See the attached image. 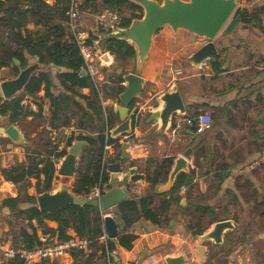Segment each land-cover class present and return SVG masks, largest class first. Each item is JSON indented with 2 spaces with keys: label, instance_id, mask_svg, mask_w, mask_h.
I'll return each mask as SVG.
<instances>
[{
  "label": "crops",
  "instance_id": "1",
  "mask_svg": "<svg viewBox=\"0 0 264 264\" xmlns=\"http://www.w3.org/2000/svg\"><path fill=\"white\" fill-rule=\"evenodd\" d=\"M45 1L51 6L56 4V0ZM98 3V11L93 10L91 6L89 8L83 6V22L80 28L93 36L101 34L96 26V15L109 8L102 4L101 0ZM238 6V9L247 15L246 19L241 17L240 23L232 33L220 32L214 40L218 54L200 65L191 62L190 57L208 42L205 38L184 29L175 32L168 25L162 27L154 36L148 59L141 73L144 79L142 94L135 99L129 109V114L133 118V128L126 136L121 135L120 140L122 144L125 141L130 143L127 151L131 153V163L136 165L137 173L145 175V179L127 185L121 183V186H126L128 198L146 195L150 187L146 168L151 166L150 162L183 155L191 149L188 160L195 181H199L201 193L196 199H192L188 196L191 193L185 192L181 184V203L173 202L170 209L163 214L170 220L168 225L160 226L146 218H140L129 229V233L137 236L131 249L121 246L115 238L114 249L117 251L118 264H138L140 258H143L141 264H168L169 258L177 257L184 258V262L180 264L256 263L242 260L244 255L237 250L234 239L243 230L240 245L246 248L254 240V236L257 238L264 236L262 231L245 229L247 222L253 223L260 219L259 213H252L249 208L257 205L261 208L264 205V0H238ZM113 9L123 19L139 13L137 8L127 5L122 6L120 11ZM65 20L66 16L62 20L63 25ZM39 28L41 26L37 27ZM101 35L104 39L105 35ZM110 55L112 63L104 64L107 80L100 87V98L103 97L107 105L102 104L103 114L100 117L94 114L93 120L87 119L84 122V127L81 126L83 112L74 107L67 113L70 118L69 125L63 126L61 118L57 122L58 128L52 126L50 102L44 97V89L38 93L42 99L40 116L35 118L29 116L18 123H9L7 117L0 116V205L4 198L15 197L19 191L16 184L5 179L2 169L25 163L28 153L26 145H30L33 139L49 140L51 144L58 146L57 151H61L66 148L69 139L74 135L96 137L100 129L107 130L110 124L116 127L121 122L120 115L116 111L120 95L117 96L111 90L117 85L111 80V75L123 74L125 77L128 73H136L138 64L135 56L122 61L117 59L115 54L110 53ZM36 62H39L37 57H30L28 64ZM44 69L51 71L53 76L67 70L55 64H46ZM20 70L21 68L19 72ZM83 71L82 69L80 75H87ZM17 75L13 65L1 67L0 84L3 80ZM121 84L126 87L125 79ZM174 87H177L182 95L187 115L204 111L211 113L212 124L203 133L196 134L192 128H186L175 141H172L169 129L162 135L158 133L161 122L153 116L162 107L160 101L162 95L167 91H173ZM54 91L57 92V89L55 88ZM80 93L89 97L91 88H81ZM0 96L6 99L1 87ZM27 103V100L23 101V104ZM81 103L90 111L86 100L82 99ZM108 106H110L109 111ZM30 107L35 112L39 111V106L34 102H31ZM11 124L18 129L23 143L16 144L6 135L5 129ZM114 151L116 158H119L118 161L122 160L121 148L114 147ZM42 157L44 156L40 158ZM62 159L55 160L56 172L52 189L48 191L50 193L64 188L70 190L78 180L77 170L72 177L57 174ZM81 162L80 155L77 157V169ZM112 162L116 161L112 160ZM123 175L124 173L121 178ZM41 178L43 181L44 176L42 175ZM30 183L28 193L38 196L37 179L31 177ZM247 190L252 191L251 197L247 195ZM170 197L168 195L167 198ZM156 207L158 208V204ZM116 210L117 206L107 210V213L115 217ZM189 210L193 212L192 217L211 218L208 225L197 230L203 231V234L211 231L218 222L231 221L234 225V228L223 233L222 243L214 244L211 251L207 245L204 260L196 250V236L199 234H194V228L188 230L183 222ZM11 216L8 208L0 210V243L7 241L22 244L14 242L11 230V221H14V217ZM45 222L53 231L49 234L61 239L58 222L53 220H45ZM34 223L37 224L36 221ZM41 233L42 230L39 229L38 235ZM74 234H76L74 228L70 227L66 230V235ZM247 237L251 238L250 242L246 240ZM249 250H252V246L243 251L249 252ZM209 254L210 260H208ZM100 255L101 251L98 252L93 264L100 262L98 259ZM104 260L106 262V257ZM0 264H8L1 252ZM39 264L83 263L76 260L72 254L45 260Z\"/></svg>",
  "mask_w": 264,
  "mask_h": 264
},
{
  "label": "trees",
  "instance_id": "2",
  "mask_svg": "<svg viewBox=\"0 0 264 264\" xmlns=\"http://www.w3.org/2000/svg\"><path fill=\"white\" fill-rule=\"evenodd\" d=\"M98 1L84 0L83 6L84 8L91 6L93 10L98 11ZM101 3L109 8H116L118 11L124 5L139 10L136 15L123 19L122 27H128L133 19L142 18L144 14L143 7L130 0H101ZM69 4L70 0H56L55 6H51L45 0H0V68L13 65L18 74L20 68L27 66L30 57H37L41 63L55 64L67 69L64 72L56 73L55 76L51 71L38 72L31 77L22 93L10 99L0 96V116L7 117L9 123H18L29 116L33 118L40 116L42 99L38 93L42 89L45 90L44 97L50 102V121L55 128L59 127L57 122L61 118L63 126L70 124L67 113L72 107L83 112L81 120L83 127L87 119L93 120L94 114L98 117L103 114L100 90L97 89L89 75H80L84 67L83 57L77 43L71 36H68L62 22ZM236 15L244 17V19L247 17L239 9L236 11ZM38 26L41 28L37 29ZM101 47L104 51L115 54L116 58L122 61L136 57L134 47L124 40L112 37L104 38L101 41ZM15 60H18V64ZM111 80L117 83L111 90L119 96L125 89V86L121 84L124 81L123 74H112ZM55 88L57 92L54 91ZM81 88H91V96L82 95ZM82 99L86 100L90 111L83 106ZM24 100H27L28 103L23 104ZM31 102L39 106V111L35 112L31 109ZM114 126V124H110L108 128L112 129ZM192 129L194 131V128ZM99 132L96 137L93 135L78 136V140H86L89 145L83 148L82 162L77 169L78 180L70 188V191L75 195L87 197L90 188L101 178V160L105 144H114L117 148L122 146L121 136L112 137L110 135L107 137L106 130L103 128ZM73 142L74 138L71 137L66 148L61 151H57L58 146L51 144L46 139H33L30 145L27 144L26 162L2 169L5 179L16 184L19 191L15 197L4 198L0 210L8 208L14 217V221H11L14 242L22 243L28 248L40 244L38 230L41 229L43 233L53 232L45 222V220H53L59 224L61 239L70 237L66 235V230L72 227L79 236L86 237L91 241L90 253H84L81 250L73 252L76 260H80L83 264H93L98 252L101 251L98 258L100 262L97 264H106L104 260L106 248L114 249L116 239L126 249H131L134 246L137 236L129 233V229L140 218H146L160 226L170 223V220L163 214L170 209L173 202L181 203L180 186L193 181V170L190 174H180L171 192L154 194L155 186L160 182L167 181L175 157H166L150 162L151 166L146 168L147 181L150 184L148 193L141 197L128 198L117 205L115 217L119 224L120 234L116 239H108L107 246H105L98 241V238L104 233V217L98 206L68 205L51 212H42L37 204V196L28 193L31 177L37 179L38 194L52 189L56 172L55 160L64 158L68 152L67 148ZM41 156L44 157L40 158ZM118 159L117 157L113 161H118ZM42 175L44 176L43 181ZM103 179L108 181L109 175L104 173ZM168 195L171 197L167 198ZM156 204H158V208ZM186 228L190 231L193 230L190 223H186ZM194 234L201 235L203 231H194Z\"/></svg>",
  "mask_w": 264,
  "mask_h": 264
},
{
  "label": "water",
  "instance_id": "3",
  "mask_svg": "<svg viewBox=\"0 0 264 264\" xmlns=\"http://www.w3.org/2000/svg\"><path fill=\"white\" fill-rule=\"evenodd\" d=\"M132 1L143 7V17L133 19L128 27L118 28L104 36V38L112 37L124 40L133 46L138 64L136 73H128L124 77L126 87L120 94L119 104L116 107L121 122L114 128L111 134L112 137L126 135L132 131L133 118L129 114V109L135 99L142 94L144 79L141 73L148 59L154 36L162 27L168 25L175 32L179 29H184L194 33L198 37L208 40L205 45L190 57L191 62L200 65L207 59L213 58L218 54V47L214 40L219 33H232L241 21V17L236 15L238 0ZM110 53V51H105L102 54L101 61L103 64L112 63ZM15 62L17 63L18 60H15ZM44 67H46V64L41 62L29 63L20 70L16 77L3 80L0 84L3 96L6 99H10L22 93L34 74L48 71ZM83 73L86 74L85 71ZM160 101L162 102V107L153 117L160 119L161 124L158 133L162 135L169 129L172 115L174 113L186 114L187 110L177 87H174L173 91L165 92ZM5 133L14 143H23L21 134L13 124L5 129ZM87 145H89V142L83 139L74 142L69 147L65 157L61 160L57 173L65 177L74 176L77 170V157L82 154L83 148ZM129 146L130 143L125 141L121 146L122 160L112 162L108 165L111 188L100 198L78 196L67 188H64L55 193L44 192L39 194L37 196L39 209L42 212H51L68 205L83 206L90 204L107 211L127 200L128 193L126 192V186L122 187L121 183L127 185L145 179V175L143 173H137L136 165L131 163V153L127 151ZM190 153L191 149L187 150L183 155H178L174 158L167 181L158 183L153 191L154 194L171 192L180 174L191 173V165L188 160ZM123 173L124 175L121 178ZM104 228L111 239L117 238L120 234L118 221L111 214H107L104 217ZM232 228L234 226L231 221L218 222L211 231L201 234L198 237L201 242L204 240H212L215 244H220L224 240L223 233ZM198 251L201 259L204 260L206 252L205 246L200 245ZM116 259L118 261V257ZM142 260L143 258H140L138 264H141ZM183 262V257L169 258L167 260L168 264H180Z\"/></svg>",
  "mask_w": 264,
  "mask_h": 264
},
{
  "label": "built area",
  "instance_id": "4",
  "mask_svg": "<svg viewBox=\"0 0 264 264\" xmlns=\"http://www.w3.org/2000/svg\"><path fill=\"white\" fill-rule=\"evenodd\" d=\"M83 3L84 0H70L66 12V20L64 25L66 27L68 36H71L77 43L80 54L84 60V67L82 68L87 75L94 81L98 90L101 85L107 80V73L105 66L101 61V56L104 53L101 47L103 35H108L118 28L122 27L123 18L113 8H105L103 11L96 15V26L101 32L96 36L91 35L85 30L80 28L83 22ZM7 35V33H5ZM103 106L107 102L101 99ZM212 115L210 112H198L194 115L174 113L171 118V125L169 127V134L172 141L178 139L180 133L186 128H194L196 134L203 133L212 124ZM115 128V127H114ZM114 128L106 130V136L109 137ZM126 136V135H124ZM73 137V136H72ZM74 142L78 141V136L74 135ZM73 142V143H74ZM114 144H105L101 160V178L99 181L90 188L88 198H100L107 192L111 185L108 181H104L103 174L107 173L110 178V170L108 165L116 158L114 151ZM184 190L185 187L183 186ZM103 217L108 213L106 210L101 209ZM40 244L28 248L24 244H13L12 242L3 241L0 243V252L6 263H21V264H39L45 260L57 259L64 255H72L74 251L81 250L83 252L90 251L91 241L79 236L77 233L70 236L68 239L54 238L49 233H41L38 235ZM110 237L105 231L98 238L101 245L107 246ZM106 263L118 264L116 259L117 251L115 249L106 248Z\"/></svg>",
  "mask_w": 264,
  "mask_h": 264
},
{
  "label": "rangeland",
  "instance_id": "5",
  "mask_svg": "<svg viewBox=\"0 0 264 264\" xmlns=\"http://www.w3.org/2000/svg\"><path fill=\"white\" fill-rule=\"evenodd\" d=\"M159 1L162 2L163 0H159ZM109 107L110 106H108V111L110 110ZM74 114H75V112H73V115ZM61 176H63V175H61ZM63 177H65V176H63ZM198 182H196L195 181V178H194L193 181L190 184L182 185V187L183 186L185 187V192H187V193L190 192L191 193V194H188V196H190L192 199H196L199 196V194L201 193V192H199L200 190H199V184H198ZM29 190H30V188H29ZM246 193H247L248 196H250V197L252 196V191L251 190H247ZM249 210L252 213H259L260 219L258 221L253 222V223L252 222H247V228H245V229L246 230L248 229L250 231H255V232L262 231L261 233H264V205H262L261 208L259 207V205H257V206H251L249 208ZM192 214H193V212L191 210H189L188 215L184 216L183 222L185 224L186 223H190L193 226V228L195 229L194 231L199 230L200 227L201 228L202 227H205L211 221V218L210 217H207V216L206 217L205 216L192 217ZM3 218H6V217L3 216ZM11 218H13V217L11 216ZM11 230H12V227H11ZM241 233L243 234V230H241V232L238 235V237L234 239V245H237V247H238L237 250L241 251L242 252V255H244L243 258H242V260L244 262H248V263H251V261L256 262L255 264L263 263L264 262V236L261 237V238H257V236H254L255 238L252 241H251V238L247 237L246 240H248V242L251 241V243H249L248 246H246V248H242L241 245H240L241 244V242H240V240H241ZM196 240H197L196 250L198 252V255H199L198 247L200 245L205 246V249H206L205 256H206L208 247H209V251H211L212 246L215 244L212 240H204L203 242H201L198 236H196ZM207 245H208V247H207ZM215 245H217V244H215ZM249 246H252V250L251 251L249 250V252H244L243 250L244 249H249ZM252 254H253V256H252ZM205 256H204V258H205ZM245 256H247V257H245ZM210 259H211V255L209 256L208 260H210ZM217 261H218V259H217Z\"/></svg>",
  "mask_w": 264,
  "mask_h": 264
},
{
  "label": "bare ground",
  "instance_id": "6",
  "mask_svg": "<svg viewBox=\"0 0 264 264\" xmlns=\"http://www.w3.org/2000/svg\"><path fill=\"white\" fill-rule=\"evenodd\" d=\"M10 187V186H9ZM13 187V186H12ZM13 189V188H12Z\"/></svg>",
  "mask_w": 264,
  "mask_h": 264
}]
</instances>
